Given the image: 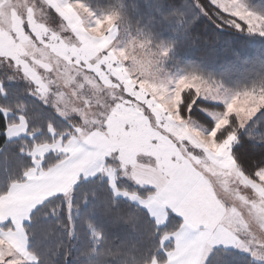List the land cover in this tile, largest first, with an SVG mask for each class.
I'll use <instances>...</instances> for the list:
<instances>
[{"label":"rangeland","instance_id":"rangeland-1","mask_svg":"<svg viewBox=\"0 0 264 264\" xmlns=\"http://www.w3.org/2000/svg\"><path fill=\"white\" fill-rule=\"evenodd\" d=\"M73 1L80 13L83 14V20L87 26L92 24L93 30H100V33L109 28L108 38L104 44L107 43L98 55L80 54L76 43L72 45L65 42V49L62 50L58 42L52 38L55 30L47 19V32H51V39L48 38L47 33L41 34L44 20L42 18L43 16L48 17L49 14L43 9L39 0H0L1 6L5 3L9 5L7 13H4L0 7V38L1 42H4V45H0V50L6 51L4 54L0 53V73L4 75L8 73L16 81L26 83L25 94L34 97L39 102V93L33 96L27 90L35 86L40 89V93L44 92V82L33 67L37 64L42 72H47L50 67H53L58 68L62 74L71 77L72 81L79 77L83 81V87L89 90V94L97 84L105 91L113 92L114 103L111 104L110 111L100 109V111H108V114L89 120L82 128L75 131L73 125L61 120L51 109L47 111L54 114L58 120L68 123L71 127L70 132L78 133V136L91 128L100 126L105 128L107 126L111 128L112 132L117 130L115 133L118 137L119 135L122 137V133L126 129H140V137L144 141L142 156L144 159H154L170 152V147L162 142L159 136H154L156 130L161 132L170 123L169 114L173 113L174 121L180 125L189 123L190 129L199 132L200 136L195 133L197 137L212 140L222 135V130L228 126L233 117L236 120L237 118L243 119L241 108H244L245 111L247 108L240 100L236 99L238 96L245 92L255 93L257 97L264 95V81L256 83L257 79H255L236 85L227 79L228 75L235 73H240L245 77L259 75V72L264 69V35H261L260 31H249L248 25L244 24L240 17L232 15L238 10H242L244 13L251 12L260 18L253 27L261 28L264 26V9L257 3L252 5L250 0H227L229 6L220 7L221 14L216 13L213 14V19L209 17L205 19L212 25L216 24L217 28L225 33L240 31L249 35V41L240 42L242 43L241 48L238 46L234 50L228 43L209 45L207 42L199 40L197 36H192L194 35L192 29L195 22L199 17L206 18L207 15L197 0H181V4L177 6L180 9L179 18L171 20L164 14L173 7L159 12L165 0H153L150 6L146 5L148 14L146 13L145 17L140 14L142 19H134L128 12L130 11V0H123V3L127 2L126 9L128 11L115 4V0H111L107 9H100L93 5L100 4L101 0ZM160 15L161 19H154L160 18ZM28 19H30L29 22ZM31 19H35L36 23L32 24ZM235 23L243 25V30H237L233 26ZM68 30L66 35L70 37ZM112 36L114 38L110 41ZM43 41H48V43L45 45ZM33 42L40 43L38 46H34ZM202 47L207 49L206 56L202 55ZM227 50L229 51L226 53ZM29 52H31V57L28 56ZM217 56H220L221 60H216ZM13 61L23 71V79H17L18 73L16 72L9 73L8 65ZM129 63L134 64L143 72L144 79L140 80L129 76ZM27 70L29 73L26 72ZM30 73L32 76L28 78L26 74ZM223 75L226 77H220ZM260 78L264 79V74ZM185 96L187 104L190 103L187 113L189 109L193 108L192 101L197 97L203 102L221 106V108L197 107L211 120L210 126L198 122L189 115L186 117L181 115L180 105ZM52 123L57 125L55 122ZM152 130L154 131L152 132ZM237 130H240L237 123L235 126L231 125L230 130L223 135L228 137H224L226 139L219 144V147L226 149L231 145L233 139L235 143V136L232 133ZM48 132L51 134L52 131L48 130ZM33 135L32 133L28 136ZM176 143L174 141V144ZM189 149L188 146L183 145L179 151L187 152ZM30 152L31 150L27 153L34 165L38 161L43 163L45 156L38 159L40 154L57 156L61 154V149L57 140L46 143L43 149L42 146H39L34 152L36 159L32 158ZM117 154L116 151L112 157L116 158ZM119 155L124 157L123 153ZM131 155L135 158L138 157V154L133 152ZM112 162L113 160L109 159V163L112 164ZM114 166L109 165L110 168L100 174L106 184L104 191H106V187L110 188L114 197L126 201L134 207L135 204L123 194L126 191L136 192L133 188H128L129 183L132 184V182L126 177V167L123 165V169L119 164L120 171L116 172V170H112L115 168ZM24 171L25 175L27 170ZM262 173L264 174V170ZM70 192L69 189L65 193L69 212L74 209L71 196H69ZM95 203L96 200L92 205L93 210ZM135 206L140 209L139 206ZM153 223L156 227H163V225L159 226L155 222ZM112 227L113 225L107 223V228L111 229ZM91 228L94 231V228ZM94 234L99 245V233L94 232ZM167 235L165 229L158 232V248L167 245L169 241ZM6 242L0 241V263L3 264L5 257L8 258V264L36 263L37 259L32 253L20 254L11 246L10 241L6 240ZM206 248L200 264H203ZM239 253L243 252L239 251ZM153 261L157 260L152 258L145 264H150ZM219 264L223 263L219 262ZM246 264H252L250 256H248Z\"/></svg>","mask_w":264,"mask_h":264},{"label":"crops","instance_id":"crops-1","mask_svg":"<svg viewBox=\"0 0 264 264\" xmlns=\"http://www.w3.org/2000/svg\"><path fill=\"white\" fill-rule=\"evenodd\" d=\"M39 1L49 14L48 17L42 18L44 20L41 34L47 33L48 38H51V32H47L48 20L59 36L67 37L69 29V36L75 40L80 54L96 56L104 48L109 28L100 33V30H93L92 24L87 26L83 14L73 0ZM31 20L32 24L36 23L35 19ZM52 38L62 50L65 49V43H61L57 37ZM113 38L112 36L110 41ZM1 41L0 38V45H4ZM5 52L4 49L0 50L2 54ZM26 72L29 73L28 70ZM26 76L30 78L32 75L30 73ZM2 85L0 80V96L5 94ZM0 112L6 118L13 117L14 114L1 105ZM169 115L170 123L161 132L156 130L154 136H159L161 141L170 147V152L154 159H144L142 156L144 141L140 137V129H126L122 137H118L115 133L117 130L112 132L111 128L100 126L91 128L80 136L78 133L68 132L57 139L54 138L50 142L58 140L61 149V154L57 155L58 159L71 158L75 150L87 154V162L72 184H66L67 173H58L47 181L40 179L41 173L46 172L56 161L46 168L38 161L26 171L23 179L10 182L6 191L0 195V241H10L11 246L20 254L28 253L24 224L37 206L55 195L65 194L85 177L93 178L105 173V170L110 168L109 165H116L112 170L117 172L120 164L122 168L123 165L126 167V177L134 186L149 191L144 195L138 192H123L130 202L142 208L159 226H164L170 215L178 219L176 229L167 235V240L172 242V246L166 251L165 259L150 264H192L193 260L200 264L206 247L235 243L237 234L229 225L231 210L226 207L228 201L223 193H230L238 204L252 208L257 215H264V169L255 173L256 179L249 178L235 162L232 154L234 139L229 147L221 148L219 144L228 136L221 140L197 137L195 133L200 136L199 132L190 129L189 123L180 125L174 121L173 113ZM49 130L54 133L52 126ZM29 134L26 118L21 113L15 115V121L8 123L4 131L6 141ZM174 141L177 143L174 144ZM216 143L218 145H215ZM45 145L46 143L34 145L30 149L32 158L36 159L35 150L39 146L43 149ZM183 145L190 149L187 152L179 151ZM116 151L118 154L114 158L112 155ZM132 152L138 154V157H133ZM120 153H123L124 157L119 155ZM43 156L46 155L40 154L38 159ZM109 159L113 160L112 164ZM113 181L115 183L114 179ZM189 216L203 219L192 227L186 219ZM197 235L200 236V245L194 251H189L187 242ZM260 247V244L253 240L252 248Z\"/></svg>","mask_w":264,"mask_h":264},{"label":"trees","instance_id":"trees-1","mask_svg":"<svg viewBox=\"0 0 264 264\" xmlns=\"http://www.w3.org/2000/svg\"><path fill=\"white\" fill-rule=\"evenodd\" d=\"M129 1V0H128ZM153 0H130V11L126 9V3L123 0H115V4L124 7L131 13L134 19H142L140 14L146 16L147 7ZM200 5L206 7V18L199 17L195 22L192 31L199 40L207 42L209 45L228 43L234 50L242 46L240 42L249 41L248 34L240 31L225 33L212 25L207 17L213 19L216 10L208 5V0H197ZM111 0H101L100 4H93L100 9L109 8ZM252 5L256 3L264 9V0H250ZM181 0H165L159 12L169 7H177ZM213 16V17H212ZM154 19H161L154 18ZM203 48V47H202ZM241 48V47H240ZM229 50L226 51V53ZM220 52V51H219ZM221 53V52H220ZM203 56L207 55V49L203 48ZM216 60H221L217 56ZM264 74V69L259 75L245 77L238 73L228 75L227 79L233 84H242L254 81L261 82L260 76ZM226 77V75L220 76ZM0 80L4 91L7 93L0 96V105L3 108L11 110L13 117L6 118L0 112V195L4 193L10 182L24 178V170L32 166V161L28 151L34 146L52 141L62 133L70 132V125L60 121L54 114L47 111L50 108L43 106L34 97L24 92L27 84L15 79L8 80L7 76L0 73ZM243 87V86H240ZM186 96L180 105V112L183 117L187 115L196 119L198 122L210 126L211 120L201 113L197 107L221 108L220 105L203 102L201 100L187 113L185 104ZM183 106V108H182ZM46 110V111H45ZM23 114L28 124V131L33 136H24L13 141H6L4 131L8 123L15 121L16 114ZM235 118L231 120L217 136V140L223 139V136L230 130L231 125L235 126ZM52 122H55V126ZM52 126L54 133L48 130ZM240 131L239 144L233 143L232 154L235 162L249 178L256 179V173L264 169V143H260V133L264 132V109H261L252 121H249L245 129ZM254 135L250 140L249 136ZM223 136V137H221ZM59 156L48 154L45 156L42 167L46 168L53 164ZM24 171V172H23ZM122 184V182H121ZM105 180L100 175L89 178L88 181H79L70 190L71 202L73 208L71 212L67 209L65 194L55 195L49 198L35 208L24 224L27 236V250L32 253L36 260L34 264H74V260L82 258L86 264H98V261L105 254L118 256L121 264H145L152 258L158 262L165 259L166 251L172 246L168 241L167 245L158 248V232L165 229L171 233L178 225V219L170 215L167 223L163 227H156L154 221L141 208L134 207L123 200L114 197L110 188L106 187L104 191ZM123 185V184H122ZM128 188H133L136 192L144 195L149 191L139 188L129 183ZM68 196V197H69ZM96 200L93 210V203ZM134 213V214H133ZM108 225L113 227L107 228ZM72 228H70V226ZM94 228V231L92 228ZM47 232V233H46ZM99 233V245L96 242L95 234ZM46 233V234H45ZM71 234V235H70ZM47 236V237H46ZM83 254L82 257L80 254ZM248 256L239 253L237 250H228L226 254L220 249L213 257L212 264L219 262L226 264H246ZM2 264V263H0Z\"/></svg>","mask_w":264,"mask_h":264},{"label":"clouds","instance_id":"clouds-1","mask_svg":"<svg viewBox=\"0 0 264 264\" xmlns=\"http://www.w3.org/2000/svg\"><path fill=\"white\" fill-rule=\"evenodd\" d=\"M221 4H223L224 7L229 6L227 0H208V5L214 8L218 14L222 13L220 8ZM0 7H2L4 13H7L9 10V5L7 3ZM201 8L207 12L204 5H201ZM179 10V7H173L164 15L170 20L173 18H179ZM53 36L60 39L61 43L66 42L72 45H75L76 43L72 37L59 36L55 32H53ZM39 43L40 42H33V45L38 46ZM43 43L46 45L48 41H43ZM28 56L31 57V52L28 53ZM33 67L40 74V77L44 82V92L40 93V89L33 86L27 89L29 94L36 96L39 93L40 103L45 107L50 108L61 120L67 121L70 125H73L74 131L82 128L89 120L106 116L108 111H110L111 104L114 103L113 92L105 91L99 84H97L89 94V90L83 87V81L79 77L75 81H72L71 77L62 74L58 68L50 67L47 72H42L40 71L38 64L33 65ZM8 71L9 73H18L17 79L24 78L23 71L14 61L9 63ZM77 71H79V69H77ZM128 71L130 77L140 80L144 79L143 72H141L134 64L129 63ZM5 75H7L9 80L12 79L10 74L5 73ZM198 99L199 97L192 101L193 107ZM100 109H106L108 111H100ZM190 111L191 109H189V112ZM257 113L253 114L250 121L253 120ZM87 160V154L83 152L78 153L74 150L71 158L57 159L54 165H52L46 172L41 173L40 179L42 181H47L54 178L58 173H67L66 184L75 183V177L81 171ZM88 180L89 178L85 177L82 182L84 183ZM223 195L225 200L228 201L226 207L231 210L229 225L237 234L236 239L250 245H252L253 240H255L261 247L260 249L252 248L253 253L259 252L264 254V215H257L252 208L238 204L232 198L230 193L224 192ZM183 226L184 225L182 224L181 227ZM198 245H200L199 235L193 237L187 242V249L189 251H194ZM218 251H220V249H217L214 246L207 247L203 257V264H212V257ZM13 255H15V253H13ZM82 255L83 254L81 253L80 256L82 257ZM74 264H86V262L78 257L74 260ZM98 264H121V261L118 256L105 254L104 257L98 261Z\"/></svg>","mask_w":264,"mask_h":264},{"label":"snow or ice","instance_id":"snow-or-ice-1","mask_svg":"<svg viewBox=\"0 0 264 264\" xmlns=\"http://www.w3.org/2000/svg\"><path fill=\"white\" fill-rule=\"evenodd\" d=\"M221 8H224V5H220ZM234 16L240 17L241 20L244 21V24L248 25L249 31H260L261 35H264V26L261 28H254L253 25L260 20L259 17L255 16L251 12L244 13L242 10H238L234 13H232ZM237 28V30H243V25L239 23H235L233 25ZM7 93L5 92V95ZM236 99L240 100V102L246 106L247 110L245 111L244 108H241V114L243 119L237 118L236 123L239 125V129L243 130L248 125L250 118L253 116L254 113H257L261 109H264V95H260L257 97L255 93L252 92H245L241 96H238ZM196 103H199V101H196ZM185 104H187V101L185 100ZM183 108V106H182ZM231 123V121H230ZM232 135L235 136V144H239L240 142V131L237 130L232 133ZM261 137L260 143H264V132L259 134ZM254 135H250L249 139L251 140ZM255 175V173H253ZM188 223L195 227L196 224L199 222L200 219H203L202 217L197 218L194 216L186 217ZM207 223V221H205ZM203 235V234H202ZM217 249H223V251L227 254L229 249H236L240 250L243 253L247 254L251 257L252 264H264V254H261L259 252L253 253L252 251V245L245 244L244 242L235 239V243H225L223 245H214ZM3 264H8V258L5 257V260L3 261ZM192 264H196V261L193 260Z\"/></svg>","mask_w":264,"mask_h":264}]
</instances>
